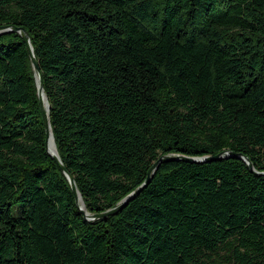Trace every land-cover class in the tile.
Wrapping results in <instances>:
<instances>
[{"label":"trees","instance_id":"16d2710c","mask_svg":"<svg viewBox=\"0 0 264 264\" xmlns=\"http://www.w3.org/2000/svg\"><path fill=\"white\" fill-rule=\"evenodd\" d=\"M30 38L85 209L162 155L264 171V0H0ZM47 149L37 71L0 33V264H264V175L161 162L86 219Z\"/></svg>","mask_w":264,"mask_h":264},{"label":"water","instance_id":"95a60500","mask_svg":"<svg viewBox=\"0 0 264 264\" xmlns=\"http://www.w3.org/2000/svg\"><path fill=\"white\" fill-rule=\"evenodd\" d=\"M7 31H17L21 34V36L23 37L27 48L29 50L30 56H31V62L32 65L34 67V69L37 71V87H38V95L40 98V101L42 103V114H43V120H44V124H45V132H46V136H47V149L49 154L56 160V162L58 163V165L60 166V168L62 169V171L64 172V174L66 175L72 191L76 197V201L79 204V209L80 211L84 214V217L86 219H95V218H101V217H105L108 216L110 214H113L117 211H119L120 209H122L127 202L129 201V199L135 197L136 195H138L141 190L147 186V184L149 183L151 176L153 174V172L155 171V169L158 167V165L163 162V161H169V160H184V161H189V162H193V163H202V162H209V161H213V160H217V159H221V158H228V157H239L241 158L249 167L250 171L254 174L257 175H264V171H258L254 168L252 162L249 160V158L245 155H242L241 153H236L234 151H226V152H221L215 155H206V156H186V155H162L149 169L148 171V176L145 180V182L138 187L135 191H133V193H131L130 196L126 197L119 205L110 208L106 211L100 212V213H95V214H91L89 213L86 209H85V205L83 203V200L81 198V194L76 186L75 180L73 178V176L71 175V173H69V171L66 170L65 166L63 165L57 149L56 152H52L49 149V145H48V140L50 138V136H52V139L54 141V137H53V133L51 130V124H50V120H49V103L47 100V96L44 92V88H43V84H42V76L40 73V68L38 66L37 60L35 58L34 55V51H33V47L31 45L30 42V38L27 35V33L25 32V30L22 27H16L14 25H2L0 26V33L3 32H7ZM45 100H46V104H45ZM55 144V141H54ZM56 148V145H55ZM81 202H80V201Z\"/></svg>","mask_w":264,"mask_h":264},{"label":"bare ground","instance_id":"6f19581e","mask_svg":"<svg viewBox=\"0 0 264 264\" xmlns=\"http://www.w3.org/2000/svg\"><path fill=\"white\" fill-rule=\"evenodd\" d=\"M45 104H46V100H45ZM48 145H49V149L52 151V152H56V148H55V144H54V141L52 139V136H50L49 140H48ZM80 201V200H79ZM81 202V201H80Z\"/></svg>","mask_w":264,"mask_h":264}]
</instances>
